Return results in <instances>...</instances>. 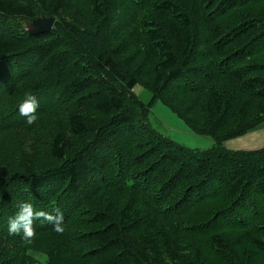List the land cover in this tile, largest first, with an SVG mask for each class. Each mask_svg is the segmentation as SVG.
<instances>
[{"label": "trees", "instance_id": "obj_1", "mask_svg": "<svg viewBox=\"0 0 264 264\" xmlns=\"http://www.w3.org/2000/svg\"><path fill=\"white\" fill-rule=\"evenodd\" d=\"M263 124L264 0H0V264H264V149L225 146ZM23 202L64 233L10 236Z\"/></svg>", "mask_w": 264, "mask_h": 264}, {"label": "rangeland", "instance_id": "obj_2", "mask_svg": "<svg viewBox=\"0 0 264 264\" xmlns=\"http://www.w3.org/2000/svg\"><path fill=\"white\" fill-rule=\"evenodd\" d=\"M134 92L146 103L150 102L153 97L152 93L144 92L140 86ZM151 122L158 132L189 149L207 151L214 146V141L211 138L195 134L186 121L160 102L153 107ZM225 146L234 152H252L264 149V124L248 135L228 140Z\"/></svg>", "mask_w": 264, "mask_h": 264}, {"label": "clouds", "instance_id": "obj_3", "mask_svg": "<svg viewBox=\"0 0 264 264\" xmlns=\"http://www.w3.org/2000/svg\"><path fill=\"white\" fill-rule=\"evenodd\" d=\"M38 101L34 95H28L19 105V114L26 117L29 125L37 120ZM18 211L8 220V234L21 235V239L28 240L35 235L34 221H42L53 225V230L58 234L64 233V215L59 208L54 210L55 214L42 210H35L31 203L23 202L18 205Z\"/></svg>", "mask_w": 264, "mask_h": 264}, {"label": "water", "instance_id": "obj_4", "mask_svg": "<svg viewBox=\"0 0 264 264\" xmlns=\"http://www.w3.org/2000/svg\"><path fill=\"white\" fill-rule=\"evenodd\" d=\"M56 23L55 17L41 16L31 23L27 24V30L31 35L49 33L54 29Z\"/></svg>", "mask_w": 264, "mask_h": 264}]
</instances>
